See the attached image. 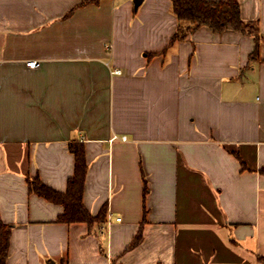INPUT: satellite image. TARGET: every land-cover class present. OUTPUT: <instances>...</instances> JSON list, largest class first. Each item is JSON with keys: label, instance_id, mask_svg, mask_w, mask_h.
<instances>
[{"label": "crops", "instance_id": "1", "mask_svg": "<svg viewBox=\"0 0 264 264\" xmlns=\"http://www.w3.org/2000/svg\"><path fill=\"white\" fill-rule=\"evenodd\" d=\"M239 2L264 35V0ZM177 25L171 0H0L8 264H264V38L202 26L164 51ZM76 141L92 226L29 189L67 190Z\"/></svg>", "mask_w": 264, "mask_h": 264}, {"label": "trees", "instance_id": "2", "mask_svg": "<svg viewBox=\"0 0 264 264\" xmlns=\"http://www.w3.org/2000/svg\"><path fill=\"white\" fill-rule=\"evenodd\" d=\"M90 1V0H86ZM172 10L178 19L177 29L174 32L168 47L184 39L189 33L202 26L214 32H223L233 29L244 34L253 35L256 47L253 54H259V45L264 35L259 33V24L256 21H246L241 16L239 0H171ZM70 150L75 154V171L69 178L65 192L58 191L44 183L38 176L28 180L29 189L46 199L62 204L64 211L58 221L64 223L84 222L89 226L104 222L107 218V206L94 215L84 204V188L88 173V163L83 143L71 142ZM144 193L148 192L147 180L144 177ZM12 227L0 218V264H8ZM140 233L129 247L134 246L140 239ZM264 260V258H262Z\"/></svg>", "mask_w": 264, "mask_h": 264}, {"label": "built area", "instance_id": "3", "mask_svg": "<svg viewBox=\"0 0 264 264\" xmlns=\"http://www.w3.org/2000/svg\"><path fill=\"white\" fill-rule=\"evenodd\" d=\"M27 64H28L29 66L36 67V66L38 65V62L35 61V60H31V61L27 62ZM123 139H126V137L123 136Z\"/></svg>", "mask_w": 264, "mask_h": 264}, {"label": "water", "instance_id": "4", "mask_svg": "<svg viewBox=\"0 0 264 264\" xmlns=\"http://www.w3.org/2000/svg\"><path fill=\"white\" fill-rule=\"evenodd\" d=\"M141 2H142V0H135V7L137 8L140 5Z\"/></svg>", "mask_w": 264, "mask_h": 264}]
</instances>
